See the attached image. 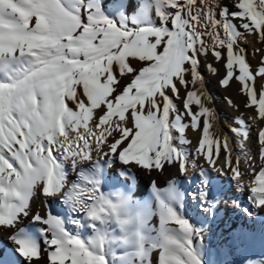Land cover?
<instances>
[{"label": "snow or ice", "instance_id": "obj_1", "mask_svg": "<svg viewBox=\"0 0 264 264\" xmlns=\"http://www.w3.org/2000/svg\"><path fill=\"white\" fill-rule=\"evenodd\" d=\"M249 36L264 43V0H0V264H264ZM208 55L255 112L227 131ZM133 169L175 171L137 196Z\"/></svg>", "mask_w": 264, "mask_h": 264}, {"label": "bare ground", "instance_id": "obj_2", "mask_svg": "<svg viewBox=\"0 0 264 264\" xmlns=\"http://www.w3.org/2000/svg\"><path fill=\"white\" fill-rule=\"evenodd\" d=\"M249 40V49L250 52H248V60L250 61V63L252 64L253 62L256 63V61L259 59L257 56V58L255 57V53H254V43L251 42V38L248 39ZM256 43V42H255ZM259 43V42H257ZM256 43V44H257ZM258 46V45H257ZM261 50H264V43H260V48ZM262 59V54L260 52V60ZM212 63H214V65H216L217 67H222V65L218 62H216L214 59H211ZM219 70L221 68H218ZM221 72V71H220ZM207 76H209L208 74H206ZM219 75V74H218ZM218 75H216V77L210 79V76L206 79V84L208 85V90L209 93L211 94L212 98L215 100L214 103V107L217 109L219 115H220V124L221 127L224 131H227L228 129V125L232 123L233 118L243 115L244 118L247 120L250 116H254L255 112L251 109H246L244 107L245 104V97L242 96V94L239 92V85L234 82H231V85L229 87H225L222 88L220 86V78L217 77ZM205 77V75H204ZM184 91L182 92L183 95ZM230 99L234 105H236V107H232L229 105V103L227 102V100ZM180 103V101H178ZM259 127H264V122L262 121H256L253 123V130H252V137L253 140H255L256 137V133L259 130ZM187 137L192 141V145L190 147L194 148L196 146V144L198 143V139L200 137V132L199 131H194L192 129H188L187 130ZM250 150L253 154L256 153L257 149L255 144L250 145ZM257 163H259L258 159L256 161ZM174 169H169L168 172H166L164 175H159L157 173H152V175H148L145 172H141L135 169L136 172V176H137V188L136 191H146V195L149 192V184L151 182V180L155 179L157 180L158 183H161L162 185L164 184L165 180L167 178H169L170 173L174 172ZM225 189L227 188V183L225 182L222 185ZM137 193V192H136ZM228 195H231V193H228ZM33 207L37 210H40L41 212L44 211L43 209V204L40 202V200H36L34 202ZM222 207H231V204L229 202L228 205H223ZM55 212H59V210L57 208H55V206L53 207ZM233 219L235 220V214L231 213ZM223 227V226H222ZM0 231L2 232V236H3V240L7 243V245L10 247V243L8 241V235L9 233L0 229ZM0 249L1 245H0Z\"/></svg>", "mask_w": 264, "mask_h": 264}, {"label": "rangeland", "instance_id": "obj_3", "mask_svg": "<svg viewBox=\"0 0 264 264\" xmlns=\"http://www.w3.org/2000/svg\"><path fill=\"white\" fill-rule=\"evenodd\" d=\"M224 3H226V4H229L230 3V0H224ZM249 38H251V42L252 43H254V53L256 54L255 55V57L257 56L259 59L256 61V63L255 62H253L252 63V66L255 68V67H258L259 66V62H260V52H257L256 51V49H259L260 48V42L259 43H257L258 42V38L256 37V36H249L248 38H247V40L249 39ZM257 44H256V43ZM258 45V46H257ZM246 49H247V51L248 52H250V49H249V40H248V42L247 43H244V45H243ZM256 57V58H257ZM211 59H214L211 55H208L207 57H205V56H201L200 57V60H201V68H200V71L203 73V76L205 75V81H206V79L210 76V79H212V78H214V77H216V75H214V74H212V72H210L209 71V69H208V67H207V65H209V64H212L214 67H216V65H214V63H212V61H211ZM218 68H221L220 70L218 69ZM217 69L219 70V75L217 76V77H219L220 79H221V77H222V75H223V72H224V69H223V67H217ZM221 71V72H220ZM206 74H208L209 76H207ZM219 79V80H220ZM234 82V81H233ZM236 84H238L237 82H235ZM239 85V84H238ZM221 86V85H220ZM222 87V86H221ZM239 87V86H238ZM222 88H225V87H222ZM206 90H207V92H209V90H208V85L206 84ZM184 90L183 89H181V93L183 92ZM242 96H243V94H242ZM212 97V96H211ZM244 97V96H243ZM213 99V98H212ZM177 103L179 104V102L177 101ZM213 103H215V100L213 99ZM117 167H119V165H117ZM133 171L135 172V169H133ZM246 179H249V177H246ZM161 186H163L161 183H159ZM136 188H137V180H136V182H135V185H134V190H135V192H137L136 193V195L137 196H146V191H136ZM55 206V208H57L58 210H59V207L58 206H56L55 204H53V207ZM43 209H44V207H43ZM60 211V210H59ZM44 212V211H43ZM42 212V213H43ZM0 245H1V248L2 249H7V248H9V246L7 245V243L3 240V236H2V232L0 231Z\"/></svg>", "mask_w": 264, "mask_h": 264}]
</instances>
